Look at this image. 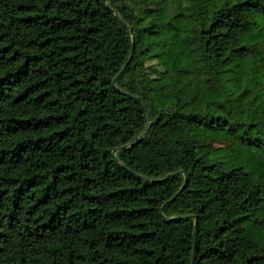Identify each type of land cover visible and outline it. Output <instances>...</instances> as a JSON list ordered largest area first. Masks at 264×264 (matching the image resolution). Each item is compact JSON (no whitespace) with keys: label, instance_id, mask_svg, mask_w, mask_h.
Masks as SVG:
<instances>
[{"label":"trees","instance_id":"obj_1","mask_svg":"<svg viewBox=\"0 0 264 264\" xmlns=\"http://www.w3.org/2000/svg\"><path fill=\"white\" fill-rule=\"evenodd\" d=\"M193 252L264 264V0H0V264Z\"/></svg>","mask_w":264,"mask_h":264},{"label":"water","instance_id":"obj_2","mask_svg":"<svg viewBox=\"0 0 264 264\" xmlns=\"http://www.w3.org/2000/svg\"><path fill=\"white\" fill-rule=\"evenodd\" d=\"M124 68V66L122 67V69ZM145 134V131L143 133H141L139 135V137L137 138L136 141L140 140V138ZM193 259H194V252L192 253V258H191V263L190 264H193Z\"/></svg>","mask_w":264,"mask_h":264}]
</instances>
